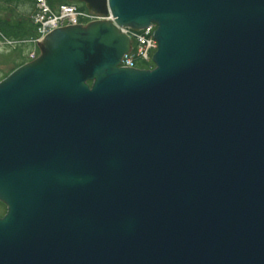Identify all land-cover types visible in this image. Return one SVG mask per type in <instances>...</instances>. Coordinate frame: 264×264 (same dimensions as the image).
I'll return each instance as SVG.
<instances>
[{"label":"water","instance_id":"obj_1","mask_svg":"<svg viewBox=\"0 0 264 264\" xmlns=\"http://www.w3.org/2000/svg\"><path fill=\"white\" fill-rule=\"evenodd\" d=\"M68 1L113 21L0 82V264H264V0Z\"/></svg>","mask_w":264,"mask_h":264},{"label":"built area","instance_id":"obj_2","mask_svg":"<svg viewBox=\"0 0 264 264\" xmlns=\"http://www.w3.org/2000/svg\"><path fill=\"white\" fill-rule=\"evenodd\" d=\"M35 7L36 12L32 18L33 26H35L33 36L16 43V45L30 44L33 46L34 50L29 61H35L39 57V45L56 30L75 26L87 27L95 22L112 21L111 17H103L77 5H60L57 9H53L47 0H37ZM156 29L155 24L142 31L120 29L123 34L130 37L132 42V49L123 57L120 67L137 69L141 62H152V58L158 50V43L155 40Z\"/></svg>","mask_w":264,"mask_h":264},{"label":"rangeland","instance_id":"obj_3","mask_svg":"<svg viewBox=\"0 0 264 264\" xmlns=\"http://www.w3.org/2000/svg\"><path fill=\"white\" fill-rule=\"evenodd\" d=\"M72 3L78 7H83L81 3ZM7 6L9 9H6L8 8ZM30 13L31 7L29 5H25L23 3L9 5L8 3L0 0V82L6 79L18 68L22 67L24 63L28 62L31 53L34 50L33 46L30 44L16 45L17 42L27 40L25 38H18H20V31L25 29L28 30L31 27V25L27 23ZM22 19L26 20L22 22ZM139 67L143 69H149L150 67L154 68V64L152 62H141L139 63ZM6 213L7 207L5 205H0V218Z\"/></svg>","mask_w":264,"mask_h":264},{"label":"trees","instance_id":"obj_4","mask_svg":"<svg viewBox=\"0 0 264 264\" xmlns=\"http://www.w3.org/2000/svg\"><path fill=\"white\" fill-rule=\"evenodd\" d=\"M2 1L8 3L9 5L10 4H17V3L21 4V3H23V4L29 5L31 7V13H30L29 19L27 20V23H29V25H31V27L28 30L25 29V30L20 31L19 32V37L20 38L17 37L18 39H22V38L23 39L24 38L25 39H29V38H31L33 36V34H34V31H35L34 26H33V22H32V18L34 16L35 12H36L35 11L36 10L35 6H36V1L37 0H2ZM47 2L53 9H57V7H59L60 5H64V4H73V3H70L67 0H47ZM6 9H9V7L6 8ZM22 20L21 21L24 22V20H26V19H22ZM9 38H11V37H9ZM10 40H12V39H10ZM0 205L2 206L3 204L0 203Z\"/></svg>","mask_w":264,"mask_h":264}]
</instances>
